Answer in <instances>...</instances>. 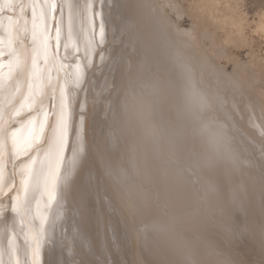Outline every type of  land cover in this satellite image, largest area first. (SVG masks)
Masks as SVG:
<instances>
[{
	"label": "snow or ice",
	"instance_id": "6c2138e0",
	"mask_svg": "<svg viewBox=\"0 0 264 264\" xmlns=\"http://www.w3.org/2000/svg\"><path fill=\"white\" fill-rule=\"evenodd\" d=\"M111 4L0 0V264H42L46 247L68 257L82 243L75 232L69 239L61 223L73 178L87 155L84 116L78 126L74 104L88 87L89 74L109 61L126 65L107 106L112 141L123 143L124 151L118 158L109 153L103 171L117 196L127 197L130 212L150 198L160 203L158 185L170 200L194 193L203 204L218 191L205 179L207 172L220 169L230 178L250 164L233 130L241 82L223 76L206 58L185 54L191 31L174 35L150 0L135 5L149 35L140 24L126 29L140 44V57L133 62L115 56L108 48ZM156 52L171 65V77L152 70ZM161 96L173 112L167 123L158 119ZM137 134L139 142L126 143ZM260 151L264 155V143ZM238 191L233 189L234 207L241 206ZM161 206L167 214L168 204ZM176 223L170 217L167 224L145 225V231L172 236ZM225 229L230 232L231 226ZM177 246L184 252L182 264H204L182 241Z\"/></svg>",
	"mask_w": 264,
	"mask_h": 264
},
{
	"label": "rangeland",
	"instance_id": "374dc122",
	"mask_svg": "<svg viewBox=\"0 0 264 264\" xmlns=\"http://www.w3.org/2000/svg\"><path fill=\"white\" fill-rule=\"evenodd\" d=\"M194 1L150 0L156 6L155 14L166 18L174 35L177 32L191 31L193 39L189 42V49L185 54L190 55V52L195 49L192 54L195 55L198 51L196 55L206 58L223 76L241 81V92L236 94L240 108L233 123V130L238 144L245 150L244 154L250 161L249 167L230 178L220 169L207 172L205 179L215 182L218 185V191L212 194L213 196L210 195L208 201L206 200L203 204H197L194 193H184L188 195L186 201L178 202L176 197L170 200L163 186L158 185L161 193L160 203H155L150 198L141 205L139 211L130 212L127 197L117 196L111 181L103 171L104 160L109 153L118 158L124 151L123 143L114 144L112 141L114 133L110 127L111 120L107 106L111 98L109 93L112 86L119 88L122 84L126 65L118 61H109L102 68L95 69L89 74L88 87L74 104L73 114L78 126L79 117L81 114L84 116L82 131L87 145V155L73 178L66 207L61 210L65 214L61 223L68 232L69 239L75 232L78 233L79 241L82 243L73 255L68 257L59 248L46 247L42 251V264H64L65 259L74 260L75 264H182L184 252L177 246V240L185 242L184 245L191 250L194 258L203 261L204 264H214L216 260H230L232 264H264V155L260 151L261 144L264 143V113L260 111V105L264 104V98L260 93L264 89V66L262 65L264 64V51H262L264 42L258 33L253 32L255 24L252 22L246 28L244 42V45L247 43L249 45L244 46L243 43L241 45V42L237 44L232 38V40L228 39L227 45L224 44L225 29L221 32L223 27L212 20V16L201 15ZM239 1H242V7L248 12L251 9L254 11L264 7V0ZM137 2L138 0H112L108 22L109 50L115 56L123 54L133 62L140 57L141 46L135 37H130L126 29L141 23L144 36L149 35L148 28L138 17L135 7ZM191 5L195 6V10ZM219 13L223 14L225 11L221 10ZM249 16L252 20L253 13ZM202 17L205 18L204 23ZM208 18L212 19L207 20ZM235 43L241 47H235ZM249 52L258 53L252 55ZM258 58L263 61H259ZM151 65L152 70L161 78H168L174 74L162 53L154 54ZM242 72L247 74L242 76ZM253 77L257 79L254 81ZM249 82L250 84H247ZM81 104L84 106L83 109L80 107ZM252 105H255L254 112ZM247 111L250 113L248 114ZM158 113V119L163 122L167 123L173 119V112L164 96L160 98ZM254 113L258 115L259 122L255 121ZM256 133L257 136H255ZM139 141V134L126 137V143L129 145ZM135 182L133 177V183ZM236 187L239 188L236 195L240 198V207H234L232 204L233 189ZM7 202L4 200V203ZM164 202L168 204L167 214L161 206L165 204ZM170 217H175L177 221L172 236L145 231V225L166 224ZM152 221L155 222L152 223ZM226 224L231 226L230 232L226 231Z\"/></svg>",
	"mask_w": 264,
	"mask_h": 264
},
{
	"label": "bare ground",
	"instance_id": "6f19581e",
	"mask_svg": "<svg viewBox=\"0 0 264 264\" xmlns=\"http://www.w3.org/2000/svg\"><path fill=\"white\" fill-rule=\"evenodd\" d=\"M246 1V0H245ZM195 3H196V5L198 6V8L200 9V12L202 13L201 15H203V14H205V15H208V16H212V18H208L207 20H209V19H212V20H214V21H217L218 23H220V25L223 27V29H222V27H219L220 29H222L221 30V32L222 31H224V29H225V35H226V41L224 42V44L226 43V42H228V39H235V40H233V42H237V44L239 43V42H241V45H242V43H243V45H244V42L246 41V28H247V26H249L250 24H252V22H254V24H255V28H253L254 30H253V32H256V33H258L259 34V36L261 37L260 39H263V42H264V33H262L261 31H260V29L262 28V27H264V7H261V8H258V9H256V10H254V11H252V9L248 12V10H246L245 8H243L242 6V1H239V0H195L194 1ZM248 2V1H247ZM245 4V3H244ZM194 5V4H193ZM192 6V5H191ZM197 6H196V8H197ZM248 6V5H247ZM192 8H194V10H195V6L193 7L192 6ZM193 10V9H192ZM221 10H224L225 11V13H219ZM134 11V10H133ZM196 11H199V10H196ZM195 11V12H196ZM194 12V13H195ZM250 12H252L253 13V19L252 20H250V16H249V14H251L252 15V13H250ZM136 13V12H135ZM192 14V13H191ZM198 14V13H197ZM196 14V15H197ZM222 14V15H221ZM205 15H203V16H205ZM199 16V15H198ZM257 18L256 20L254 19L255 17ZM136 17V16H135ZM200 18V17H199ZM207 18V17H206ZM202 19H203V23H204V19L205 18H203L202 17ZM135 20V19H134ZM141 20V19H140ZM194 20V19H193ZM211 20V21H212ZM211 21L209 22V23H211ZM137 22V21H136ZM200 22H201V20H200ZM208 22V21H207ZM213 22V21H212ZM213 23H215V22H213ZM137 24V23H136ZM141 24V23H140ZM206 24V23H205ZM205 24H204V26H205ZM208 24V23H207ZM213 25V24H212ZM218 25V24H217ZM216 25V26H217ZM201 27H202V25H200ZM215 26V27H216ZM219 26V25H218ZM218 28V27H217ZM248 32V31H247ZM197 33V32H196ZM199 35V34H198ZM200 36H201V34H200ZM259 38V37H258ZM223 39H224V37H223ZM224 39V40H225ZM231 39V40H232ZM222 40V39H221ZM249 41V40H248ZM249 42H251V41H249ZM199 41H198V45H199ZM196 44V43H195ZM229 44V43H228ZM237 44L235 43V47L237 46ZM240 44V43H239ZM246 44V43H245ZM248 45H249V43H247ZM246 44V45H247ZM251 44V43H250ZM226 45H227V43H226ZM246 45H244V46H246ZM200 46V45H199ZM192 47V46H191ZM194 47V46H193ZM241 46H237V48H240ZM243 47V46H242ZM247 47H250V46H247ZM259 47H261V45L259 46ZM201 48V47H200ZM200 48H199V50H200ZM246 48V47H245ZM251 48V47H250ZM189 49V48H188ZM191 49V48H190ZM195 50V49H194ZM194 50H192V52H190L191 54L192 53H194L193 51ZM189 51V50H188ZM197 51V50H196ZM201 51V50H200ZM199 51V52H200ZM205 51V50H204ZM262 51H264L263 49H262ZM198 52V51H197ZM196 52V53H197ZM203 52V51H202ZM196 53H195V55H196ZM201 53V52H200ZM205 53H206V51H205ZM250 53V52H249ZM255 53H258V52H254L253 54L254 55H256ZM264 53V52H263ZM188 54V53H187ZM190 54V55H191ZM198 54V53H197ZM250 54H252V53H250ZM249 54V55H250ZM252 54V55H253ZM200 55V54H199ZM204 55V54H203ZM261 55V54H260ZM197 56V55H196ZM255 57V56H254ZM261 58V57H260ZM262 59V58H261ZM261 59H259L258 58V60L259 61H263V60H261ZM253 62V61H252ZM251 62V63H252ZM258 62V61H257ZM256 62V63H257ZM167 63V62H166ZM262 62H260V64H261ZM253 64V63H252ZM258 64H259V62H258ZM241 65V64H240ZM263 66H264V64H262ZM258 66V65H257ZM262 66V67H263ZM243 69V68H242ZM238 72V71H237ZM259 72V71H258ZM240 73V72H239ZM246 73V72H245ZM245 73H241L242 74V76L243 75H245ZM247 74V73H246ZM240 75V74H239ZM236 76V75H235ZM250 76V75H249ZM245 77H247V76H245ZM253 79H254V77H253ZM257 79V78H256ZM256 79H254V81L256 80ZM250 80V79H249ZM240 81V80H239ZM248 81V80H247ZM251 81V80H250ZM260 81V80H259ZM241 82V81H240ZM245 82V81H244ZM252 82V81H251ZM253 83V82H252ZM247 84H250V82L249 83H247ZM244 85H246V84H244ZM247 86V85H246ZM250 86V85H249ZM257 90V89H256ZM261 93V95L263 96V98H264V94H262V92H260ZM260 98H262V97H260ZM257 99V98H256ZM262 100V99H261ZM264 101V100H263ZM244 102H245V100H244ZM260 103V102H259ZM261 103H263V102H261ZM257 106H258V104H257ZM240 108V107H239ZM169 110V109H168ZM259 110V109H258ZM171 112V111H170ZM244 112V111H243ZM249 111H247V113H248ZM254 112V111H253ZM259 112V111H258ZM245 113H246V111H245ZM244 113V114H245ZM250 113V112H249ZM248 113V114H249ZM173 114V113H172ZM248 114H247V116H248ZM255 114V113H254ZM245 116V115H244ZM255 116V121H257V122H259V120H258V115L256 116V114L254 115ZM260 116H262V115H260ZM80 118V117H79ZM242 118V117H241ZM170 120H172V119H170ZM236 120V119H235ZM244 120H245V118H244ZM245 122V121H244ZM254 123V122H253ZM245 124V123H244ZM247 125V124H246ZM249 126V125H248ZM246 127V126H245ZM251 127V126H250ZM258 127V126H257ZM252 128V127H251ZM251 128H250V131H251ZM253 129V128H252ZM252 131H254V130H252ZM256 132V131H255ZM258 132V131H257ZM253 133V132H252ZM249 134V133H248ZM255 134V133H254ZM255 136H257V133H256V135ZM255 136H254V138H255ZM259 137H261V135L259 136ZM257 138V137H256ZM139 140V139H138ZM252 161V160H251ZM254 163V162H253ZM249 167V166H248ZM249 169V168H248ZM253 171V170H252ZM211 173V172H210ZM262 174V173H261ZM247 175V174H246ZM245 175V176H246ZM74 180V179H73ZM234 181H236V180H234ZM232 184V183H231ZM253 184V183H252ZM264 187V186H263ZM241 189V188H240ZM241 191V190H240ZM247 193V192H246ZM247 195V194H246ZM255 195V194H254ZM213 196V195H212ZM243 196V195H242ZM250 196V195H249ZM247 197V196H246ZM176 198H177V200H178V202H181V201H186L187 200V198H188V195H184V193H181V194H179L178 196H176ZM226 199V198H225ZM176 200V199H175ZM210 200V199H209ZM250 200V199H249ZM262 200V199H261ZM189 201V200H188ZM187 201V202H188ZM208 201V200H207ZM217 201V200H216ZM190 202V201H189ZM197 202V201H196ZM251 202V201H250ZM71 203V202H70ZM165 203V202H164ZM193 203V202H192ZM219 203V202H218ZM171 204H172V202H171ZM180 204H182V203H180ZM187 204V203H186ZM220 204V203H219ZM249 204V203H248ZM173 206V205H172ZM178 206V205H177ZM188 206V205H187ZM143 207V206H142ZM149 207V206H148ZM191 207V206H190ZM189 207V208H190ZM192 208V207H191ZM198 208V207H197ZM202 208H203V206H202ZM144 209V208H143ZM151 209V208H150ZM194 209V208H193ZM189 211V210H188ZM256 211H258V210H256ZM181 212V211H180ZM196 212V211H195ZM209 212V211H208ZM217 212V211H216ZM219 212V211H218ZM156 213V212H155ZM179 213V212H178ZM203 214V213H202ZM183 215V214H182ZM205 215V214H204ZM212 215V214H211ZM216 215V214H215ZM203 216V215H202ZM225 216V215H224ZM190 217V216H189ZM191 218H192V216H191ZM214 218V217H213ZM232 218V217H231ZM196 219V218H195ZM226 219V218H225ZM151 220V219H150ZM167 220V219H166ZM190 220V219H189ZM193 220V219H192ZM213 220V219H212ZM156 221V220H155ZM155 221H152V223L153 222H155ZM219 221V220H218ZM165 222V221H164ZM181 222H182V220H181ZM205 222V221H204ZM208 222V221H207ZM216 222V221H215ZM220 222V221H219ZM218 223V222H217ZM167 224V223H166ZM204 224V223H203ZM216 225V224H215ZM218 225V224H217ZM194 229V228H193ZM209 229V228H208ZM204 230V229H203ZM150 232V231H149ZM186 232V231H185ZM215 233V232H214ZM157 234H159V233H157ZM168 235V234H167ZM154 237V236H153ZM160 237V236H159ZM170 238V237H169ZM178 238V237H177ZM160 240V239H159ZM151 241V240H150ZM156 241V240H155ZM177 241H179V240H177ZM190 241V240H189ZM157 242V241H156ZM168 242H169V240H168ZM175 242V241H174ZM209 242V241H208ZM162 243H164V242H162ZM187 243V242H186ZM205 243V242H204ZM157 244V243H156ZM184 244H185V242H184ZM194 245V244H193ZM160 247V246H159ZM165 247V246H164ZM197 247V246H196ZM164 251V250H163ZM169 252V251H168ZM177 252V251H176ZM180 252V251H179ZM178 252V253H179ZM212 252V251H211ZM220 252V251H219ZM174 253V252H173ZM161 254V253H160ZM177 254V253H176ZM175 254V255H176ZM211 254V253H210ZM218 255V254H217ZM163 260V259H162ZM169 262V261H168Z\"/></svg>",
	"mask_w": 264,
	"mask_h": 264
}]
</instances>
